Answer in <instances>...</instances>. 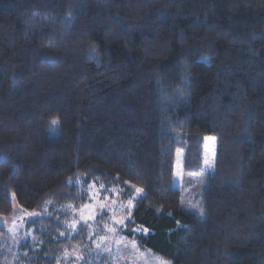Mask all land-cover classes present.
Here are the masks:
<instances>
[{
  "label": "trees",
  "instance_id": "1",
  "mask_svg": "<svg viewBox=\"0 0 264 264\" xmlns=\"http://www.w3.org/2000/svg\"><path fill=\"white\" fill-rule=\"evenodd\" d=\"M206 136L199 218L173 175ZM92 181L142 190L125 235L171 264H264V0H0V215L13 195L43 240L18 264L86 239L57 207Z\"/></svg>",
  "mask_w": 264,
  "mask_h": 264
},
{
  "label": "rangeland",
  "instance_id": "2",
  "mask_svg": "<svg viewBox=\"0 0 264 264\" xmlns=\"http://www.w3.org/2000/svg\"><path fill=\"white\" fill-rule=\"evenodd\" d=\"M215 149V137H204L201 170L193 175L183 171L184 151L179 148L175 155L173 186L182 192V207L199 218L204 215L202 196L207 173L214 167ZM84 188L87 201L82 206L57 208L70 216L63 225L60 238L71 239L81 227H86V239L81 243H67L52 264H171L125 235L128 210L132 199L141 191L135 189L133 198L124 199L122 190L115 186L92 181ZM11 198L13 213L0 215V227L5 231L0 234V264H18L21 256L36 257L33 253L39 250L43 241L36 235L35 227L28 224L40 213L21 208L13 195ZM45 211L46 214L52 212L49 207Z\"/></svg>",
  "mask_w": 264,
  "mask_h": 264
},
{
  "label": "snow or ice",
  "instance_id": "3",
  "mask_svg": "<svg viewBox=\"0 0 264 264\" xmlns=\"http://www.w3.org/2000/svg\"><path fill=\"white\" fill-rule=\"evenodd\" d=\"M137 191L139 192V191H142L141 189H137Z\"/></svg>",
  "mask_w": 264,
  "mask_h": 264
}]
</instances>
